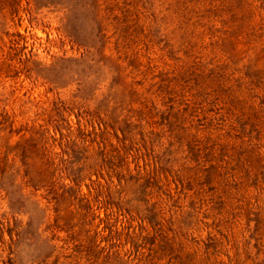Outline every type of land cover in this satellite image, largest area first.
Returning <instances> with one entry per match:
<instances>
[{
    "label": "rangeland",
    "instance_id": "rangeland-1",
    "mask_svg": "<svg viewBox=\"0 0 264 264\" xmlns=\"http://www.w3.org/2000/svg\"><path fill=\"white\" fill-rule=\"evenodd\" d=\"M0 264H264V0H0Z\"/></svg>",
    "mask_w": 264,
    "mask_h": 264
}]
</instances>
